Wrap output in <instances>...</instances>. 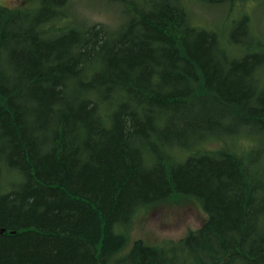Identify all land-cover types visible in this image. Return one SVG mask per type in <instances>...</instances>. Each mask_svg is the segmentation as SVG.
Segmentation results:
<instances>
[{"label": "trees", "instance_id": "1", "mask_svg": "<svg viewBox=\"0 0 264 264\" xmlns=\"http://www.w3.org/2000/svg\"><path fill=\"white\" fill-rule=\"evenodd\" d=\"M68 1L0 4V264H264V39L198 27L183 0L114 28ZM179 196L202 224L123 252L134 213Z\"/></svg>", "mask_w": 264, "mask_h": 264}, {"label": "rangeland", "instance_id": "2", "mask_svg": "<svg viewBox=\"0 0 264 264\" xmlns=\"http://www.w3.org/2000/svg\"><path fill=\"white\" fill-rule=\"evenodd\" d=\"M183 1L192 22L198 27L222 32L227 36L245 18L248 29L264 39V0H228L216 5H207L200 0ZM141 2L142 0H69L63 13L69 15L68 21H75L77 25L101 23L114 28ZM0 4L10 8H32L36 0H0ZM236 34L246 36L241 30ZM233 141L234 148L243 152L257 144L254 137L243 134L235 136ZM221 143L220 139L214 138L203 142L201 148L216 149ZM206 217L207 213L201 203L192 196L173 197L141 207L126 226L127 243L123 252L135 239H141L150 245L177 240L199 227Z\"/></svg>", "mask_w": 264, "mask_h": 264}, {"label": "water", "instance_id": "3", "mask_svg": "<svg viewBox=\"0 0 264 264\" xmlns=\"http://www.w3.org/2000/svg\"><path fill=\"white\" fill-rule=\"evenodd\" d=\"M1 231H4V229H1Z\"/></svg>", "mask_w": 264, "mask_h": 264}, {"label": "flooded vegetation", "instance_id": "4", "mask_svg": "<svg viewBox=\"0 0 264 264\" xmlns=\"http://www.w3.org/2000/svg\"><path fill=\"white\" fill-rule=\"evenodd\" d=\"M36 2H37V0H36Z\"/></svg>", "mask_w": 264, "mask_h": 264}]
</instances>
